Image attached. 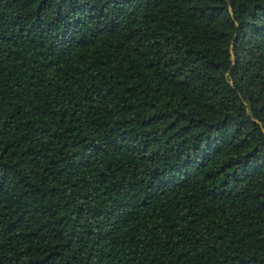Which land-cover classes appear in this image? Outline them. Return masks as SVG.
I'll list each match as a JSON object with an SVG mask.
<instances>
[{"label": "trees", "instance_id": "1", "mask_svg": "<svg viewBox=\"0 0 264 264\" xmlns=\"http://www.w3.org/2000/svg\"><path fill=\"white\" fill-rule=\"evenodd\" d=\"M0 264H264V0H0Z\"/></svg>", "mask_w": 264, "mask_h": 264}, {"label": "water", "instance_id": "2", "mask_svg": "<svg viewBox=\"0 0 264 264\" xmlns=\"http://www.w3.org/2000/svg\"><path fill=\"white\" fill-rule=\"evenodd\" d=\"M232 54L234 55V52H233V50H232Z\"/></svg>", "mask_w": 264, "mask_h": 264}]
</instances>
